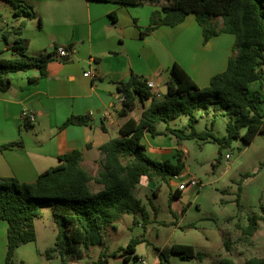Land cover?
I'll list each match as a JSON object with an SVG mask.
<instances>
[{"label": "trees", "instance_id": "obj_1", "mask_svg": "<svg viewBox=\"0 0 264 264\" xmlns=\"http://www.w3.org/2000/svg\"><path fill=\"white\" fill-rule=\"evenodd\" d=\"M12 7V14L20 20L17 27L4 31L0 36L8 44V37L15 39L10 49L14 58L0 57V91L11 86L10 73L37 69L39 77L46 74L47 64L55 58V53H42L36 57L25 54L27 39L21 37L26 21L37 15L33 6L26 0H0ZM123 5L162 4L160 12H153L149 25L141 36L150 34L159 26H176L188 14H193L201 27L203 42L220 33L235 36L232 54L223 72L214 75L207 87L199 88L187 72L178 64L169 70V91L155 96L148 88L147 80L132 75L127 81L117 83V91L122 96V109L125 117L137 104L150 101L141 112L139 121L127 119L120 127V137L111 139L99 147L103 158L96 177L81 167L82 154L73 150L59 157V164L42 172L34 182H20L13 177H0V221L7 224L5 264H15L16 249L36 239L35 220L42 215V209H51L56 226L54 245L45 251L46 258L58 255L59 264H71L87 257L85 250L101 247L91 264H105L109 258L122 257L124 262L137 260L135 248L143 238H134L125 247L109 251L107 231H116L115 222L125 214L134 216L133 223L149 222L142 200L133 191L141 177H146L155 188L156 197L161 186L167 184L168 177L178 176L184 165L178 158L176 164L169 160L156 161L145 151L141 140L145 132L151 136L171 134L178 141L201 140L213 142L229 148L233 142L250 145L257 136H264V0H92ZM2 15L0 13V21ZM38 77L31 78L36 81ZM211 111L210 126L197 131L196 112ZM180 116L187 117L181 128H172L169 123ZM216 117L226 119L225 135L219 137L213 132ZM87 121L86 116L70 117L64 123L79 125ZM164 123L165 131H158L157 125ZM21 146L20 141L0 146L8 149ZM217 158V161L220 159ZM93 181L99 189L93 191L89 183ZM241 188L238 189V201ZM179 197L174 191L170 198ZM151 206L152 202L149 200ZM264 224V207L261 215L248 218L243 233L252 236L257 221ZM227 248V243H224ZM158 264H169L176 256L184 261H202L206 254L195 250L192 245L172 244L153 246ZM217 264H235L223 259ZM244 264H264V257H251Z\"/></svg>", "mask_w": 264, "mask_h": 264}, {"label": "crops", "instance_id": "obj_2", "mask_svg": "<svg viewBox=\"0 0 264 264\" xmlns=\"http://www.w3.org/2000/svg\"><path fill=\"white\" fill-rule=\"evenodd\" d=\"M26 1L33 6L37 16L26 21L21 32V37L27 39L25 54L36 57L42 53H55L58 47H68L72 52L66 59L53 58L42 77H39L37 69L10 73V88L0 91V146L21 142L19 147L0 149V177H13L25 183L34 182L42 172L57 166L59 157L73 150L81 152V167L94 177L93 172L99 168L103 158L99 147L120 137V127L127 119L139 121L141 112L150 104V101L139 103L127 116L121 117L118 82L136 75L153 83L152 91L161 93L165 86H169V70L176 63L199 88L207 87L214 75L226 69L235 41L233 34L220 33L204 43L201 27L193 14H188L176 26H159L150 34L141 36L149 25L151 14L160 12L162 4L123 5L92 0ZM5 6L7 3L0 1V8ZM2 22L3 18L0 24ZM6 31H11V28L7 27ZM10 39L9 36L8 44L0 51L10 52L7 58L12 57L13 52L9 49L15 36ZM85 72H90V75L84 76ZM36 77V81L30 80ZM23 110L34 114L33 123L21 119ZM207 114L210 115L211 111ZM79 116H86L87 121L64 126L68 118ZM186 123L187 120L182 127ZM157 130L165 131V126L160 123ZM186 141H178L171 134L151 136L147 132L141 140L146 154L153 160H169L176 164L179 158L184 165L177 176L179 178L188 175ZM239 146L242 144L239 143ZM191 177L196 178L194 175ZM167 179L170 188L168 203H188L187 195L194 191L179 192V197L170 198L176 182L174 176ZM154 188L146 177H141L134 190L148 189L152 193ZM189 227L196 226L191 223ZM6 231V222L0 221V264H5ZM35 231V241L16 249L15 264H36L42 257L44 248L38 246L36 220ZM115 232H106L107 246L112 243ZM135 255L147 264L159 263L155 252L151 262L143 256L139 257L136 249Z\"/></svg>", "mask_w": 264, "mask_h": 264}, {"label": "rangeland", "instance_id": "obj_3", "mask_svg": "<svg viewBox=\"0 0 264 264\" xmlns=\"http://www.w3.org/2000/svg\"><path fill=\"white\" fill-rule=\"evenodd\" d=\"M0 13L3 15L0 27L4 31L7 27L12 29L18 26L20 20L13 16L10 5L0 8ZM10 38L12 40L14 35H10ZM4 47L5 43L0 36V51L4 50ZM9 55L10 52L0 53L2 58ZM14 57L16 55L12 53L11 58ZM195 115L196 130H206L210 126L212 114L206 115L205 111H198ZM186 120L187 117L180 116L169 125L181 128ZM213 132L217 136L225 135V119L215 118ZM239 143L235 141L219 153L216 143L187 140L184 145L189 151L185 161L188 175L184 179L194 175L203 187L189 193L188 203L176 201L172 204L168 203L170 188L165 183L155 199H152V193L148 189L139 192L134 190V195L145 204L149 222L143 225L140 214L135 216L139 224L133 223L134 216L131 214L122 216L115 222L117 230L108 246L109 251L125 247L131 239L144 238L145 241L140 242L135 249L138 256H143L148 262L154 257L153 246L172 244L192 245L196 250L203 251L206 257L202 261H184L172 256L169 264H217L223 259H230L235 264H244L248 258L264 257L263 222L257 221L256 231L252 236L243 233L248 218L253 215L260 216L261 207H264V136H257L249 146H239ZM219 154L221 157L217 161ZM226 155H229L228 159L225 158ZM98 166L93 172L94 177L98 175L100 163ZM89 187L95 191L99 185L91 181ZM239 188L241 192L238 201ZM189 191L190 189H187L185 192ZM149 200L153 201V206L149 204ZM191 223L196 227H189ZM36 229L38 246L44 248L42 257H39L36 264H59L61 259L58 255L47 259L45 254L46 248L54 245L57 232L49 207L43 208L41 217L36 219ZM224 243H227V248ZM99 249L101 247H93L86 258L76 263L88 262L90 258L96 259ZM105 264L140 263L136 260L126 263L122 257H117L109 258Z\"/></svg>", "mask_w": 264, "mask_h": 264}, {"label": "built area", "instance_id": "obj_4", "mask_svg": "<svg viewBox=\"0 0 264 264\" xmlns=\"http://www.w3.org/2000/svg\"><path fill=\"white\" fill-rule=\"evenodd\" d=\"M71 52H72V50L68 47H58L56 49V52H55V57H59L61 59H66L71 54ZM83 75L87 77L90 75V72H85ZM146 84H147L149 89H151V90L154 89L153 83L146 82ZM153 93L156 97L160 96V94H161L157 90H153ZM120 98H121V100L123 99L121 95H120ZM21 119L23 121H25L26 123H33L35 121V116L31 111L23 110L21 112ZM225 158L228 159L229 155H226ZM174 181L176 182L175 190L178 192H185L187 189H190L193 191H198L203 187L202 183L198 179H195L193 177H189V178L184 179L181 177L179 178L177 176H174ZM136 261L138 263H141V264H147V262L145 260L137 259Z\"/></svg>", "mask_w": 264, "mask_h": 264}, {"label": "water", "instance_id": "obj_5", "mask_svg": "<svg viewBox=\"0 0 264 264\" xmlns=\"http://www.w3.org/2000/svg\"><path fill=\"white\" fill-rule=\"evenodd\" d=\"M169 91V86H165V89L164 90H161V94L162 95H165L167 94ZM193 193V192H191ZM189 195H187L188 197ZM106 240H107V237H106ZM89 252V250H85L84 253L87 254ZM95 259L94 258H90V260L88 262H85V263H71V264H91V262H93Z\"/></svg>", "mask_w": 264, "mask_h": 264}]
</instances>
